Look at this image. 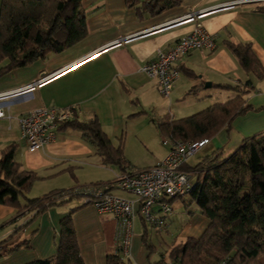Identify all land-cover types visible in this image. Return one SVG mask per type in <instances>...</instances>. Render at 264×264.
Returning a JSON list of instances; mask_svg holds the SVG:
<instances>
[{
	"label": "crops",
	"instance_id": "crops-1",
	"mask_svg": "<svg viewBox=\"0 0 264 264\" xmlns=\"http://www.w3.org/2000/svg\"><path fill=\"white\" fill-rule=\"evenodd\" d=\"M175 1V4L160 9L165 0H157V7L151 10L147 7L148 0H82L87 18L84 39L62 52H51L29 65L13 68L0 77V107L7 113V117L0 119V156L6 146L15 143L16 160L25 169L37 172L42 179L71 172L75 178L81 177L88 182L101 178L95 177L96 173L109 170L112 177L90 184L135 199L134 194L114 185L113 181L123 173L121 167L105 164L96 145L82 130L57 127L54 140L30 151L21 136L20 118L38 107L75 106L73 119L85 122L96 116L113 145L123 143L128 169L136 170L140 165L129 157L132 143L129 140H139L133 142L140 149H152V156L158 153L144 164L145 167L164 159L170 146L164 143L161 146L156 137L150 139L148 134L134 132L135 121L148 123L164 139L156 121L165 115L178 119L171 113L172 105L194 97L207 98L203 104H196L201 111L212 103L234 97L235 93L231 91L224 100H216L222 94L216 92L215 96V91L230 93L217 84H243L250 80L254 89L247 95L246 103L256 110L238 116L229 128L222 127L202 149L209 147L210 153L221 151L228 156L238 149L243 139L264 131V109H260L264 107V87L257 88L261 79L240 66L238 57L228 45L229 42L250 43L264 65V11L261 9L264 0ZM189 14L195 15L194 21L187 19ZM198 23L204 31L215 36L216 46L213 49H194L177 61L179 78L175 80L170 97H166L170 100L168 108L157 80L141 68L155 58L159 49H170L182 37L191 34ZM208 81L212 82L211 87H205ZM194 86L198 88L197 92L190 93ZM142 130L140 127L138 132ZM202 157L193 164L190 163L191 158L185 167H193ZM65 204L67 202L54 205L34 217V211L26 210L17 216V208L0 203V241L8 240L2 249L30 240V247H21L3 255L0 264H27L56 254L60 221L73 207H78L73 221L85 263L107 264L108 254L120 258L116 244L117 223L113 215L101 214L90 203H77L63 210L58 207ZM138 215L140 218L138 212L134 217L130 262L131 258L140 260L144 252L140 242L149 231L143 219L137 218ZM21 216L27 218V222L25 227L18 228L19 222L15 220ZM167 217L165 231L171 229L176 221L188 217L187 225L185 222L182 228V236L186 237L201 236L210 223L197 205L190 215ZM35 222L38 224L33 225ZM16 237L18 239L14 240ZM165 262L171 263L164 259L162 264ZM122 264L130 263L123 261Z\"/></svg>",
	"mask_w": 264,
	"mask_h": 264
},
{
	"label": "trees",
	"instance_id": "trees-1",
	"mask_svg": "<svg viewBox=\"0 0 264 264\" xmlns=\"http://www.w3.org/2000/svg\"><path fill=\"white\" fill-rule=\"evenodd\" d=\"M156 1L148 0L147 7L155 10ZM175 3V0H165L159 8ZM261 9L264 11V7ZM86 35L87 18L82 0H2L0 77L13 68L45 58L51 52H62ZM228 45L238 57L240 66L257 78H264V65L250 43L229 42ZM251 83L248 80L243 84H217L233 91L234 97L212 103L190 116L173 119L165 115L156 121L159 131L165 137L179 140L217 135L222 127L229 128L238 116L256 110L246 103L247 95L254 89ZM197 89L194 86L190 93L197 92ZM66 127L82 130L96 145L105 164L118 165L123 172L128 170L123 143L113 145L96 116L85 122L75 118L59 126L61 129ZM16 150L17 145L12 143L0 156L1 204L17 208V216L30 210L36 217L54 205L78 197L73 192L60 198H55L57 192L29 197V191L39 176L16 160ZM190 168L196 170V174L189 200L209 218L210 223L201 236L188 237L173 245L169 253L170 264H264V131L243 139L230 155L215 151L203 156ZM77 208H71L60 221L56 254L27 264H86L73 221ZM147 236L146 232L145 241ZM7 241H0V258L18 248L30 247L27 239L3 250L2 245ZM107 259V264L123 263L115 254H108Z\"/></svg>",
	"mask_w": 264,
	"mask_h": 264
},
{
	"label": "built area",
	"instance_id": "built-area-1",
	"mask_svg": "<svg viewBox=\"0 0 264 264\" xmlns=\"http://www.w3.org/2000/svg\"><path fill=\"white\" fill-rule=\"evenodd\" d=\"M188 16V20H195V15ZM214 41L215 36L204 31L198 23L191 34L182 37L173 47L159 49L155 58L145 64L141 70L157 80L161 94L170 97L175 80L179 78L177 61L194 49L215 48ZM75 109V106L38 107L22 116L21 136L28 149L35 151L54 140L57 127L63 122L72 120ZM5 117L7 113L3 107H0V119ZM209 140L208 137L198 140L165 137L162 143L170 147L164 159L144 169H128L113 181L117 188L134 194L135 199L123 197L94 184L59 190L55 198L73 192L83 196L86 199L84 203L93 204L101 214L113 215L117 223L116 244L121 253L120 259H129L134 217L137 212L145 224H150L155 230H164L168 224L167 216L173 212L169 200L188 196L193 187L191 178H194V171L185 166L210 142Z\"/></svg>",
	"mask_w": 264,
	"mask_h": 264
},
{
	"label": "rangeland",
	"instance_id": "rangeland-1",
	"mask_svg": "<svg viewBox=\"0 0 264 264\" xmlns=\"http://www.w3.org/2000/svg\"><path fill=\"white\" fill-rule=\"evenodd\" d=\"M262 82V83H261ZM261 83V85H260ZM260 83L258 85L257 88H263L264 87V78L260 80ZM216 92L217 94H222L221 96H219V98L216 97L217 99H225L227 98L225 95L230 94L231 95V91H229L230 93H227V91L225 90H217L215 91V96H216ZM164 97V95H163ZM164 97V103L165 106L169 108V104H170V100L169 98ZM196 97H194V99H187L181 102H178L175 105H172L173 107L171 108V113L178 116L179 117H184V116H188L191 114L196 113L197 111H199L198 109L200 108H196L197 107V103H204L205 100H207V98H200V99H195ZM209 99V98H208ZM226 101V100H225ZM163 103V104H164ZM168 108H166V111H168ZM141 120L135 121L136 126L135 127V131L138 134H148V136L150 137V139L153 138H157V140L159 141L158 143L162 146L163 143V139H162V135L160 136L158 134V132L156 133V131H153L154 129H152L153 127L151 125H149L146 122H143ZM143 127L142 131H139V128ZM149 132L151 134V136L149 135ZM133 141H137V140H133ZM130 141L131 143V150H130V159L131 161H138V166L139 168H144V164H146L147 162L151 161L153 158V156L155 157L156 154H158L157 152L154 153V155L152 156V149H147L146 147L143 148H138L133 142ZM137 142H140L139 140ZM153 142H151L152 144ZM138 144V143H137ZM143 144V143H142ZM133 145V146H132ZM145 145V144H144ZM142 145V146H144ZM150 148V145H148ZM210 148L206 147L204 149H202L199 153H197L196 156H194L191 160L190 163H195L197 162L201 156H205L207 154H210ZM194 171V175L196 174V170ZM76 175V173H75ZM95 177H101L99 179H95V180H91L88 182H84L83 179L81 177H79L77 179L71 174V172H67V173H63L61 175H59V177L56 178H39L37 180L34 181L28 196L33 198V197H40V196H44L45 194L48 193H52V192H57L59 190H64V189H70V188H79L80 186H86L89 185L90 183H95L101 180H105V177H112V173L111 171L107 170V171H103V173H96ZM195 177V176H194ZM193 180V182L195 181L194 178H191ZM86 201V199L83 196H78V197H73L72 201L67 202V204L58 206L60 207V209H69L71 206H74L77 203H84ZM93 205V204H92ZM169 205L173 208V212L171 213L172 217L175 216H187L190 215V212L195 208H196V204L190 202L189 200V195L184 197V198H175L173 200L169 201ZM173 214V215H172ZM138 219L139 215L137 216ZM187 218L185 217L183 218L184 220H179L176 221V223H174L171 226V229L169 228L168 231H165L166 228H164V230L159 231V230H155V228H153L150 224H147V228H148V236L146 238L147 241H145L144 239H141L143 248H144V252L141 254L140 256V260L131 258V262L128 259H122L124 261V263H130V264H162L163 260L166 259L168 263H170V251L171 248L173 247L174 244H177L181 241H184L185 239H187L188 237L186 236H182V228L185 225H187ZM17 222H19L18 224V228L20 227H25L24 224H26L27 222V218L25 217H20L19 219L15 220ZM139 221V220H138ZM189 221V220H188ZM14 222V221H13ZM38 222H35L33 225H37ZM137 224V223H136ZM32 225V226H33ZM14 226V225H13ZM31 226V227H32ZM27 227V226H26ZM30 227V228H31ZM16 228V226H15ZM16 228V229H18ZM3 230V228L1 229ZM152 233H154V235H152ZM60 235V234H59ZM18 237H16L14 240H17ZM166 264V262L164 263Z\"/></svg>",
	"mask_w": 264,
	"mask_h": 264
},
{
	"label": "water",
	"instance_id": "water-1",
	"mask_svg": "<svg viewBox=\"0 0 264 264\" xmlns=\"http://www.w3.org/2000/svg\"><path fill=\"white\" fill-rule=\"evenodd\" d=\"M212 86V82L208 81L205 83V87H211Z\"/></svg>",
	"mask_w": 264,
	"mask_h": 264
}]
</instances>
